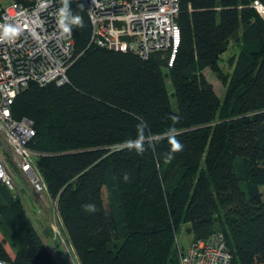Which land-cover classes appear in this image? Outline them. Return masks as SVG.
Here are the masks:
<instances>
[{
	"label": "trees",
	"instance_id": "16d2710c",
	"mask_svg": "<svg viewBox=\"0 0 264 264\" xmlns=\"http://www.w3.org/2000/svg\"><path fill=\"white\" fill-rule=\"evenodd\" d=\"M253 1L181 0L182 39L168 67L167 50L143 58L92 43L85 1L70 0L83 26H72L69 82L31 83L12 111L35 122L30 146L44 152L37 166L59 197L77 264H180L186 223L195 239L222 233L231 264H264V18ZM230 50L228 75L221 61ZM207 68L225 83L223 97ZM137 117L151 137L175 127L183 150L171 153L167 139L146 143L143 154L117 150L137 137ZM0 258L59 264L1 179Z\"/></svg>",
	"mask_w": 264,
	"mask_h": 264
},
{
	"label": "built area",
	"instance_id": "2783aa9c",
	"mask_svg": "<svg viewBox=\"0 0 264 264\" xmlns=\"http://www.w3.org/2000/svg\"><path fill=\"white\" fill-rule=\"evenodd\" d=\"M92 21V43L148 58L153 52L169 51L168 67L174 64L182 31L178 23L181 0H84ZM25 5L0 0V25L21 28L14 42H0V179L14 192L17 174L28 178L39 193L45 189L37 158L41 152L30 143L36 135L33 119L15 118L12 105L31 83L44 86L69 82L68 69L77 59L73 31L62 36L57 26L61 0ZM252 6L264 18V1ZM56 235L61 231L54 224ZM181 264H231L222 233L194 239L181 251ZM0 264L6 261L0 258Z\"/></svg>",
	"mask_w": 264,
	"mask_h": 264
},
{
	"label": "rangeland",
	"instance_id": "374dc122",
	"mask_svg": "<svg viewBox=\"0 0 264 264\" xmlns=\"http://www.w3.org/2000/svg\"><path fill=\"white\" fill-rule=\"evenodd\" d=\"M233 50L226 52L221 61V66L224 69V72L228 75L231 74L232 69L227 62V58L232 54ZM165 71H167L165 67ZM207 79L213 83L217 93L223 97L226 85L225 83L217 76V74L211 69L207 68L204 71ZM168 89L173 91V84L169 78H167ZM173 105L176 108L177 103L173 99ZM110 149V147H109ZM41 154L44 152L40 151ZM17 196H20L24 201L28 215L37 227L40 232L48 250L50 253L57 259L59 264H77V257L72 250L71 244L67 239V236L64 232L62 226L61 217L58 211L57 201L59 199L58 195H53L44 180L45 189L42 193L37 192L28 178L22 174H17ZM262 190L264 194V184L262 185ZM225 211L218 213V216ZM56 225L61 231V235H56V229L53 225ZM218 226L220 223H217ZM190 224L186 223L181 226L177 234V247H178V257L180 261L181 251L185 250L189 244L195 239V236L192 232L189 231ZM9 245V244H8ZM9 250L13 254V249L10 247ZM5 261V260H4ZM181 264V263H180Z\"/></svg>",
	"mask_w": 264,
	"mask_h": 264
},
{
	"label": "clouds",
	"instance_id": "9594fccd",
	"mask_svg": "<svg viewBox=\"0 0 264 264\" xmlns=\"http://www.w3.org/2000/svg\"><path fill=\"white\" fill-rule=\"evenodd\" d=\"M61 7L57 11V26L62 36H70L72 34V26H83L82 17L74 15L70 8V0H61ZM47 0L42 7H47ZM83 7V5H79ZM21 28L19 26H13L11 24L0 25V42L7 41L9 43L20 35ZM140 123L137 124V137L135 139L127 140L117 146V150H123L125 148L132 150L135 149L138 154H143L145 144L152 140L167 139L170 145L171 153H178L183 150V144L176 138L178 133L175 127H170L163 135L158 137H151L150 134L146 135V129L148 124L142 117H137ZM172 119L176 122L179 121L178 116H173ZM169 158H171L169 156ZM127 179V177H125ZM85 210L88 212H95L96 208L93 204L85 205Z\"/></svg>",
	"mask_w": 264,
	"mask_h": 264
}]
</instances>
